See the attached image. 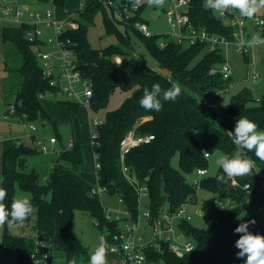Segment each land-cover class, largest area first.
<instances>
[{
	"label": "trees",
	"instance_id": "1",
	"mask_svg": "<svg viewBox=\"0 0 264 264\" xmlns=\"http://www.w3.org/2000/svg\"><path fill=\"white\" fill-rule=\"evenodd\" d=\"M55 2L63 6L66 0ZM118 3L122 8L126 6L131 10L134 0ZM106 8L110 10L111 18L104 17L105 33L106 36H114L118 44L94 49L88 41L87 32L97 11ZM77 11L79 29L68 32L64 38H70L77 44L79 67L93 85L91 108L97 111L106 107L117 89L131 94L118 109L109 111L104 123L97 128V140L92 150L100 165L98 171L82 169V143L74 140L72 148L60 151L48 182L42 183L35 169L27 171V158L39 153L38 149L14 139L0 140V188L6 191L3 203L10 211L13 200L18 199L17 191H22L30 195L28 200L34 207L22 231L20 226H12L19 233L12 232V227L7 224L3 226V247L17 254L19 264H31L36 235L51 244L54 251L63 253L64 264H68L73 257L78 263L86 250L72 231L75 211L89 213L98 228L102 232L106 230L102 234L105 240L117 243L119 223L107 220L101 197L93 193L98 185L105 187L107 193L119 195L133 220L140 215V197L133 180L147 186V207L151 214L150 223L153 224L165 206L174 212L189 197L196 198V190L185 176L197 169L209 168L205 154L221 151L232 156L237 151V146L226 133L234 130L237 119L246 117L264 130V97L257 100L249 88H244L226 99L231 81H224L220 74H210L213 68L226 62L222 51L210 53L205 45L186 48L173 42H167L162 48L159 42L163 35L146 38L135 29V22L143 21L141 13L136 12L129 24H122L116 20L114 9L100 0L92 1L82 12ZM189 14L196 27H206L226 38L233 34L234 30L227 22L218 19L217 13L205 7V0H191ZM117 25L123 27L124 32ZM261 36L264 37V29ZM133 37L145 45L168 75L152 69L134 54ZM5 43L14 45L22 59L21 66L12 69L18 75L16 89L11 91L16 93L13 102L16 116H26L29 123L45 124L44 121H47L56 126L43 107L45 99L40 98L41 94L51 93L52 89L43 80L34 52L35 45L26 39L23 28H0V52L1 45ZM117 58L122 60L121 64L114 63ZM172 82L179 83L182 88L175 102L162 100L163 107L159 112L140 106L145 88L151 90L153 84L159 83L162 89H167ZM0 90L3 94L10 93L6 84ZM4 103L7 104V101ZM65 103L74 113L80 107L72 102ZM55 130L57 135L54 137L59 141L56 127ZM131 130L142 135L152 134L155 139L148 145L133 149L125 157L124 165L129 174H124L120 143ZM176 156L179 169L172 166ZM246 157L255 162L256 170L253 169L252 174L232 180L225 178L226 182H222L217 179L224 175L219 168L216 176H208L201 181L202 190L225 203L229 201L234 207L225 211L212 200H207L202 208L207 214L205 227H196L191 222L179 225L181 232L191 240L194 250L179 257L165 245L161 251L150 249V259L163 264H244V259L236 255L239 249L235 247V242L240 234L234 229L241 222L254 218L256 223L249 225V231L264 235V221L260 220L264 194L256 192L255 175L256 171L264 175V162L256 159L254 152L245 150ZM249 184L252 187L246 190L244 187ZM237 216L241 219L238 220ZM26 230L30 231L27 235ZM89 259L87 255L86 261Z\"/></svg>",
	"mask_w": 264,
	"mask_h": 264
},
{
	"label": "built area",
	"instance_id": "2",
	"mask_svg": "<svg viewBox=\"0 0 264 264\" xmlns=\"http://www.w3.org/2000/svg\"><path fill=\"white\" fill-rule=\"evenodd\" d=\"M172 8L167 10L166 17L171 28L169 34L163 35L159 46L164 48L167 42L176 43L182 47H191L197 45H205L206 51L210 53L219 52L225 45H233L237 51H241L249 55L251 46L246 42V24L244 17L240 16L235 10L228 14L227 24L233 28L231 37L220 36L209 31L206 27H196L190 19V3L191 0H170ZM104 5L114 9V16L117 21L122 24H128L131 18L134 17L138 7L132 6L129 10L126 6H122L117 0L101 1ZM39 5L41 8H35ZM49 5L57 6L55 0H0V28H23L26 39L34 44V52L37 61L42 70L43 80L52 89L51 94L55 97H61L62 100L78 104L86 108L92 107L94 90L90 80L84 77L79 67L77 44L72 42L70 38H64L65 34L70 31L79 29V23L73 15L58 18L55 12L47 9ZM83 5L78 9L83 11ZM218 15V14H217ZM129 20V21H128ZM260 33L264 29V18L257 24ZM44 27L51 28L55 33V37H50L48 41L43 39ZM135 29L146 38L154 37L156 34L151 32L145 21H137L134 24ZM55 44L56 51L44 52L43 48L47 45ZM211 75L220 74L224 81H231L227 93L229 94L234 87L233 75L230 66L224 62L220 66L213 68L210 71ZM259 74L255 71L249 74L248 81L254 85L259 79ZM46 94H41L40 98L45 99ZM17 119L21 121V126H28L31 133L28 134L30 143L38 149L39 152L46 153L54 151L55 144L58 140L56 137L49 139V144L44 140L36 137L33 133L35 127L33 123L26 121V116L19 118L16 116V108L13 103L7 105L5 112L0 120L2 124L10 123V120ZM104 123V120L90 119L92 146L97 140V128ZM155 139L152 134H138L136 130H131L123 138L120 143V157L122 162V171L124 174H129V169L124 165L125 157L135 148L148 145ZM22 143L21 141H18ZM72 141L68 148L73 147ZM50 147H49V146ZM211 155L205 154V158L209 160ZM96 158V156H95ZM247 158V157H246ZM100 165L96 162V171ZM256 170V165L253 168ZM193 174L197 176L192 182H189L196 190V198L198 192L201 191V181L208 177V169H197ZM257 177V194H264V175L256 171ZM139 192L140 203L143 197L148 198V188L141 185L136 179L133 180ZM246 190L250 188L244 187ZM94 194L101 197L103 193H107V189L98 185L94 190ZM195 197H189L186 202L181 204L177 210L170 212L165 206L161 215L153 224L150 223L151 214L148 207L145 209L142 216L147 221L146 225L150 229V237L145 238L139 233V220L133 221L131 214L126 211V217H121L120 214L112 216L107 212L106 218L109 221L119 223V234L117 243H109L108 250H120L122 252V260L120 264H163L162 261H156L149 258L148 251L156 249L161 251L163 246L174 252L177 256L182 257L185 254L191 253L194 250V245L191 240L184 235L179 229V225L183 222H191L192 215L189 208L196 202ZM215 205L222 207V210L227 211L233 208L231 203L223 202L216 196L211 199ZM201 215V212H197ZM264 221V203L262 206L261 219ZM178 229L180 234L174 237L175 229ZM184 236V241L180 237ZM55 251L51 244L43 241L40 236H35V248L31 253V264H54ZM90 258V257H89Z\"/></svg>",
	"mask_w": 264,
	"mask_h": 264
},
{
	"label": "rangeland",
	"instance_id": "3",
	"mask_svg": "<svg viewBox=\"0 0 264 264\" xmlns=\"http://www.w3.org/2000/svg\"><path fill=\"white\" fill-rule=\"evenodd\" d=\"M94 0H66L63 6L60 5H49L46 8L55 12L58 18H64L65 16H71L75 18L76 21H79L78 9L81 5L84 7L88 6ZM103 1L104 0H100ZM120 1L121 0H117ZM106 6V5H105ZM133 6L138 7L137 14L141 13V18L146 22L148 28L151 32L156 35H166L169 34L171 28L167 21L166 11L172 8V2L166 0L163 7L149 6L146 0H138L134 2ZM35 8H41V6L36 5ZM143 8V9H141ZM142 10V12H141ZM82 12V11H81ZM159 13L158 16H156ZM108 16L111 18V13L108 8L105 10H99L95 14L93 24L87 32V38L91 46L94 49H103L110 45L118 44V40L114 36H106L104 29V17ZM264 16V9H260L258 13L254 16L253 19L249 20L244 18L246 24V42L251 40L252 35L260 33V30L257 26L259 21ZM129 21V20H128ZM224 20V22H226ZM129 24V23H128ZM118 29L124 32L123 27L117 25ZM43 39L48 41L50 37H55V33L51 28L44 27L43 29ZM132 48L134 54L137 57H140L147 65L156 71H160L165 75L169 73L166 70L160 68L157 60L150 54L145 45L138 40L136 37H133ZM44 52H54L56 51L55 44L47 45L43 48ZM223 57L226 60V63L230 66L234 87L231 89L230 93L226 95V99L230 98L232 95L237 94L240 90L244 88H249L253 96L259 100L264 97V45H255L249 48V55L244 54L241 51H237L236 47L233 45H225L221 48ZM122 60L117 58L114 60V63L121 64ZM8 64V65H7ZM22 64L21 56L18 53L17 48L11 43H5L1 45L0 52V86L2 89L3 85L6 84L8 91L10 93H2L0 90V119L3 116V112L6 109V104L13 103L15 100V92H11L18 84L17 73L12 69H18ZM256 72L259 74V79L256 84L252 85L248 81L249 74ZM16 89V88H15ZM130 92H124L120 89H117L110 97L106 107L100 108L99 110H94L93 108H86L80 106L77 112H71L65 103V100H62L61 97H55L54 94L46 93V98L43 101V107L55 122L56 126H53L47 121L34 122L33 126L35 131L33 132L37 138L44 140L49 144V139L57 135V132L60 135V140L57 145L54 146V151H49L46 153L39 152L37 154L31 155L27 158V171L35 169L40 175L42 183H47L50 177L51 172L53 171V164L58 158V152L62 149L68 148V143L75 140L76 142L82 143V155H83V165L82 167L85 170L96 171V160L92 150V133L91 127L89 125L90 119L105 120L106 114L109 111L118 109L127 97L130 96ZM64 101V102H63ZM78 105V104H77ZM45 125V127H43ZM0 140L6 139L9 137L10 132L14 129L16 132H21L23 134H30L31 131L28 126H12L5 125L0 123ZM16 132H13L14 134ZM49 146V145H48ZM50 147V146H49ZM220 154H224L221 151H216L209 158V168L207 176H216L219 172V167L216 165L215 161ZM172 166L176 169H179L178 156L174 157L172 160ZM186 180L192 182L197 178L195 174L186 175ZM0 176V184H1ZM17 198H30V195L22 191H17ZM214 196L205 191L201 190L198 192L196 202L192 204L189 208L190 214L192 215L191 223L199 228L205 227V220L207 214L202 209L205 201L213 199ZM148 198L143 197L140 203V215L136 220H139V233L143 235L146 239L150 237V229L147 227V221L142 216L145 209L147 208ZM101 204L104 208L106 214L107 212L112 216L118 214L121 217H126V207L125 204L120 199L117 194L103 193L101 195ZM198 211L201 212V215H198ZM12 232L19 233V230L16 228H11ZM4 227H0V264H19L18 256L14 251L6 250L2 244ZM72 231L73 233L80 238L83 243V246L86 250V254L81 256L80 261L77 264H88L89 261H86L87 255L90 257L94 252L95 248L99 244V239L102 234H105L106 230L102 232L96 225V220L87 212L75 211L72 217ZM30 231L26 230V235ZM180 234L179 230L175 229L174 237ZM176 235V236H175ZM122 252L120 250H107L106 253V264H120L122 260ZM54 264H64V255L60 251H55Z\"/></svg>",
	"mask_w": 264,
	"mask_h": 264
},
{
	"label": "clouds",
	"instance_id": "4",
	"mask_svg": "<svg viewBox=\"0 0 264 264\" xmlns=\"http://www.w3.org/2000/svg\"><path fill=\"white\" fill-rule=\"evenodd\" d=\"M146 2L149 6L163 7L166 0H146ZM205 7L217 13L218 19L226 20L228 14L236 10L240 16L251 20L260 9L264 8V0H205ZM247 43L249 46L264 45V37L256 33ZM181 92L182 88L177 82H172L167 89H162L159 83H155L151 90L144 89L139 103L145 110L159 112L163 107L162 100L175 102ZM226 133L237 146V151L232 156L220 154L215 161L216 165L223 170L224 175L217 177L222 182H226L225 178L232 180L252 174L255 162L245 158V150L254 152L256 159L264 162V130H260L254 121L240 117L236 121L234 130L226 131ZM245 187L251 189L252 186L249 184ZM5 198L6 191L0 188V227L6 224L9 227L23 226L34 212L31 201L27 198L13 200L9 211L3 203ZM237 219L241 217L237 216ZM255 223L256 220L253 218L247 222H241L234 229L235 233L240 234L235 242V247L239 249L236 255L237 258L244 259V264H264V235L249 231V225H255ZM108 248L107 241L101 236L88 264H106ZM68 264H77V259L71 258Z\"/></svg>",
	"mask_w": 264,
	"mask_h": 264
},
{
	"label": "crops",
	"instance_id": "5",
	"mask_svg": "<svg viewBox=\"0 0 264 264\" xmlns=\"http://www.w3.org/2000/svg\"><path fill=\"white\" fill-rule=\"evenodd\" d=\"M7 107V104L5 105ZM6 110V109H5ZM4 110V112H5ZM3 112V113H4ZM1 120V119H0ZM12 125V126H21V121L17 120V119H12L10 120V123L8 124H5V125ZM89 125H90V121H89ZM22 127V126H21ZM43 127H45V125H43ZM0 131H1V127H0ZM13 132H16L14 129H12V132H10V135L9 137H6V139H14L16 141H21L22 143H26V144H31L30 143V140L28 139V134H23L21 132H16L15 134ZM37 137V136H36ZM4 140V139H3ZM74 141V140H73ZM59 142V141H58ZM57 142V144H58ZM72 142V141H71ZM69 142L68 145L71 143ZM55 144V145H57ZM60 151L58 152V155H59ZM95 156V155H94ZM96 160V158H95ZM54 165V164H53ZM83 170H85L83 167H82ZM90 171V170H89Z\"/></svg>",
	"mask_w": 264,
	"mask_h": 264
},
{
	"label": "water",
	"instance_id": "6",
	"mask_svg": "<svg viewBox=\"0 0 264 264\" xmlns=\"http://www.w3.org/2000/svg\"><path fill=\"white\" fill-rule=\"evenodd\" d=\"M158 15H159V13H158L156 16H158ZM20 229H21V231H22V230H23V227L20 226ZM180 240H181V241H184V236H181V237H180Z\"/></svg>",
	"mask_w": 264,
	"mask_h": 264
}]
</instances>
